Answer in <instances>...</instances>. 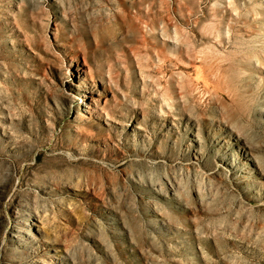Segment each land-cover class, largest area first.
I'll use <instances>...</instances> for the list:
<instances>
[{
  "label": "rangeland",
  "instance_id": "1",
  "mask_svg": "<svg viewBox=\"0 0 264 264\" xmlns=\"http://www.w3.org/2000/svg\"><path fill=\"white\" fill-rule=\"evenodd\" d=\"M0 264H264V0H0Z\"/></svg>",
  "mask_w": 264,
  "mask_h": 264
}]
</instances>
